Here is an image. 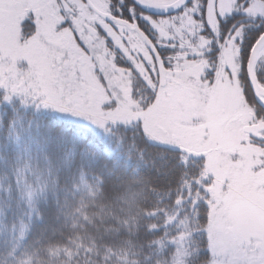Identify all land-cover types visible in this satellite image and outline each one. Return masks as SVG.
<instances>
[{
	"label": "snow or ice",
	"instance_id": "obj_1",
	"mask_svg": "<svg viewBox=\"0 0 264 264\" xmlns=\"http://www.w3.org/2000/svg\"><path fill=\"white\" fill-rule=\"evenodd\" d=\"M0 264H264V0H0Z\"/></svg>",
	"mask_w": 264,
	"mask_h": 264
}]
</instances>
